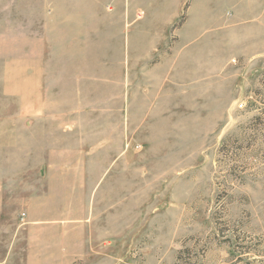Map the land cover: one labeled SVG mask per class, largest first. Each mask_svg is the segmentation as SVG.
<instances>
[{"label":"rangeland","instance_id":"374dc122","mask_svg":"<svg viewBox=\"0 0 264 264\" xmlns=\"http://www.w3.org/2000/svg\"><path fill=\"white\" fill-rule=\"evenodd\" d=\"M66 254L264 264V0H0V264Z\"/></svg>","mask_w":264,"mask_h":264},{"label":"crops","instance_id":"0c3cea01","mask_svg":"<svg viewBox=\"0 0 264 264\" xmlns=\"http://www.w3.org/2000/svg\"><path fill=\"white\" fill-rule=\"evenodd\" d=\"M54 231H55V230H54ZM64 234H65V232H64ZM59 245H60V243L57 244V247H56L57 249L59 248ZM60 246H62V245H60ZM64 246H65V245L62 246L63 250H65V249H64ZM54 248H55V246H54ZM58 250H59V249H58ZM65 260H69V254H66V256H65V257L63 256L62 258L59 257L58 260H57L56 262L54 261L52 264H67V263H65Z\"/></svg>","mask_w":264,"mask_h":264}]
</instances>
